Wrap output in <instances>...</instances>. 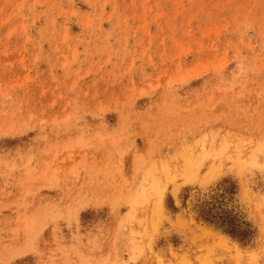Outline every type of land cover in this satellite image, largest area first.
Segmentation results:
<instances>
[{
	"label": "rangeland",
	"instance_id": "rangeland-1",
	"mask_svg": "<svg viewBox=\"0 0 264 264\" xmlns=\"http://www.w3.org/2000/svg\"><path fill=\"white\" fill-rule=\"evenodd\" d=\"M0 264H264V0H0Z\"/></svg>",
	"mask_w": 264,
	"mask_h": 264
},
{
	"label": "trees",
	"instance_id": "trees-1",
	"mask_svg": "<svg viewBox=\"0 0 264 264\" xmlns=\"http://www.w3.org/2000/svg\"><path fill=\"white\" fill-rule=\"evenodd\" d=\"M236 186L229 180H223L215 188V193L207 199L196 201L192 207L195 220L212 227L243 246L251 244L255 231L252 225L245 221L228 203L234 194ZM186 196H182L181 206L186 208ZM167 208L176 212L173 200L168 198Z\"/></svg>",
	"mask_w": 264,
	"mask_h": 264
},
{
	"label": "bare ground",
	"instance_id": "bare-ground-1",
	"mask_svg": "<svg viewBox=\"0 0 264 264\" xmlns=\"http://www.w3.org/2000/svg\"><path fill=\"white\" fill-rule=\"evenodd\" d=\"M135 165V164H134ZM135 172V171H134ZM189 174V173H188ZM188 176V175H187ZM213 178V177H212ZM186 180V179H185ZM188 180H190L189 178H188ZM192 180H194V179H192ZM162 194V193H161ZM163 197V196H162ZM158 202V201H157ZM160 202H161V204H163V201L162 200H160ZM157 205V204H156ZM160 209H162L160 206H158ZM156 208V207H155ZM158 208V209H159ZM157 209V208H156ZM21 250V249H20ZM24 252H26V251H24ZM13 255V254H12ZM18 255V254H17Z\"/></svg>",
	"mask_w": 264,
	"mask_h": 264
}]
</instances>
